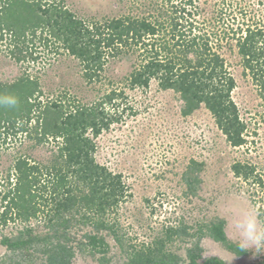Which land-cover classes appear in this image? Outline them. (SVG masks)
Here are the masks:
<instances>
[{
	"label": "trees",
	"instance_id": "trees-1",
	"mask_svg": "<svg viewBox=\"0 0 264 264\" xmlns=\"http://www.w3.org/2000/svg\"><path fill=\"white\" fill-rule=\"evenodd\" d=\"M155 1L156 14L149 9L139 15L88 18L76 14L64 0H0V39L7 40V54L20 62L28 56V40L38 32L46 33L47 42L52 40L58 51L79 61L88 83L99 82L112 59L129 60L136 53L125 78L130 88H147L157 80L160 88L180 94L184 115L204 105L233 146L246 144L247 125L232 95L236 79L216 46L221 37L197 20L194 0ZM233 31L242 63L264 96V30L248 24ZM42 95L38 77L31 74L13 81L0 79V130L5 140L21 133L35 145L50 139L58 143L46 164L19 156L6 176L7 183L0 184L2 221L23 224L16 233L2 237L6 253L0 264H74L79 253L89 254L99 264H228L219 256H204L203 237L236 255L248 253L242 244L230 240L225 220L216 218L195 231L184 223L167 226L161 237L122 263H113L104 230L110 233L114 225L106 216L129 190L121 173L97 161L95 138L122 118L118 109L110 111L107 105L113 106L124 92L111 89L92 103L77 98L66 102L60 97L43 102ZM202 169L203 163L195 159L187 166L186 194L198 195ZM232 170L242 180L264 188L255 165L236 161ZM38 218L42 229L30 223ZM177 239L190 243L185 257L168 247ZM253 264H264V257Z\"/></svg>",
	"mask_w": 264,
	"mask_h": 264
},
{
	"label": "rangeland",
	"instance_id": "rangeland-1",
	"mask_svg": "<svg viewBox=\"0 0 264 264\" xmlns=\"http://www.w3.org/2000/svg\"><path fill=\"white\" fill-rule=\"evenodd\" d=\"M79 16L103 18L121 14H142L155 11V0H64ZM197 20L221 40L217 47L225 56L236 79L232 92L240 116L247 127V143L233 146L218 127L212 113L203 105L189 115L182 113L180 94L162 89L157 80L147 88H130L125 80L137 59L117 57L106 66L99 82L88 83L82 76V66L73 56L58 51L52 40L41 32L28 40V56L17 62L6 52L7 40L0 39V79L16 80L25 73L38 77L43 102L51 98H69L92 103L111 89L124 95L107 109H118L122 118L95 138V157L114 173H121L129 193L118 208L106 217L113 230L104 232L111 246L113 263H122L129 255L161 237L170 225L184 223L195 231L216 218L225 220L230 240L242 244L248 253L236 255L222 244L203 237L204 256H219L228 264H253L264 257V188L235 176L236 161L256 166L264 179V96L260 86L245 69L238 53L233 30L248 24L264 30V0H194ZM154 9V10H153ZM234 28V29H232ZM30 52L36 60H32ZM126 97V98H125ZM119 104L118 106H115ZM3 130V129H2ZM0 130V184L21 155L31 161L46 164L53 157L58 143L35 145L26 135L6 134ZM203 163L201 188L197 196L186 194L183 174L191 162ZM3 208L0 206V214ZM255 221L258 241L245 235L248 219ZM42 229L41 218L30 222ZM23 226L20 220L0 216V259L6 253L1 240ZM86 228V227H85ZM81 233V231H80ZM188 239H177L168 247L185 257ZM74 264H99L89 254H78Z\"/></svg>",
	"mask_w": 264,
	"mask_h": 264
},
{
	"label": "clouds",
	"instance_id": "clouds-1",
	"mask_svg": "<svg viewBox=\"0 0 264 264\" xmlns=\"http://www.w3.org/2000/svg\"><path fill=\"white\" fill-rule=\"evenodd\" d=\"M10 102H14V101H10ZM255 228H256L255 221L251 218L248 219L245 225V235L249 239H254L258 241L260 237L255 235Z\"/></svg>",
	"mask_w": 264,
	"mask_h": 264
}]
</instances>
